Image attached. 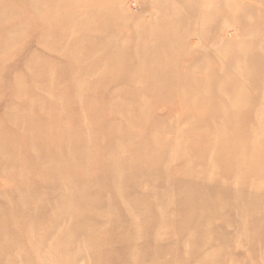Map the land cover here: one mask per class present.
Wrapping results in <instances>:
<instances>
[{
	"label": "rangeland",
	"instance_id": "rangeland-1",
	"mask_svg": "<svg viewBox=\"0 0 264 264\" xmlns=\"http://www.w3.org/2000/svg\"><path fill=\"white\" fill-rule=\"evenodd\" d=\"M259 162L264 0H0V264H264Z\"/></svg>",
	"mask_w": 264,
	"mask_h": 264
},
{
	"label": "bare ground",
	"instance_id": "bare-ground-1",
	"mask_svg": "<svg viewBox=\"0 0 264 264\" xmlns=\"http://www.w3.org/2000/svg\"><path fill=\"white\" fill-rule=\"evenodd\" d=\"M257 138H258L257 136L251 135V136L249 137V141L253 144L254 141H255ZM78 146H79V145H78ZM254 147H255V145H254V146L251 145V146H249V150L246 151V152H247L246 155H247V158H248V162H247V164H248V166H249L250 168L256 166L255 156H256V153L259 152L257 146H256L255 148H254ZM260 150H261V148H260ZM259 164H260L262 167H264V162H259ZM29 169H31V168H29Z\"/></svg>",
	"mask_w": 264,
	"mask_h": 264
}]
</instances>
